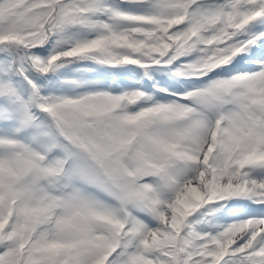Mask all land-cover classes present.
Segmentation results:
<instances>
[{
	"label": "snow or ice",
	"instance_id": "snow-or-ice-1",
	"mask_svg": "<svg viewBox=\"0 0 264 264\" xmlns=\"http://www.w3.org/2000/svg\"><path fill=\"white\" fill-rule=\"evenodd\" d=\"M0 264H264V0H0Z\"/></svg>",
	"mask_w": 264,
	"mask_h": 264
}]
</instances>
